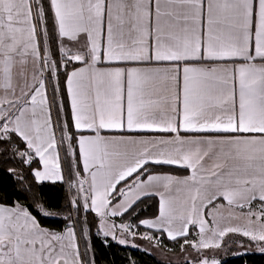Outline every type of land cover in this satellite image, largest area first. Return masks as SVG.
<instances>
[{"label": "snow or ice", "instance_id": "snow-or-ice-1", "mask_svg": "<svg viewBox=\"0 0 264 264\" xmlns=\"http://www.w3.org/2000/svg\"><path fill=\"white\" fill-rule=\"evenodd\" d=\"M90 212L105 244L166 235L196 264L228 233L264 243V0H0V264H95Z\"/></svg>", "mask_w": 264, "mask_h": 264}, {"label": "trees", "instance_id": "trees-1", "mask_svg": "<svg viewBox=\"0 0 264 264\" xmlns=\"http://www.w3.org/2000/svg\"><path fill=\"white\" fill-rule=\"evenodd\" d=\"M50 93L51 89L49 88V94ZM159 170L175 175L186 174V171L183 169L169 166H163ZM66 191V185H61L60 183L52 185L51 182H45L43 190H38L42 198L47 199L50 204H63ZM255 205L256 202H254L253 206ZM134 207L136 208V212L134 214L131 216L125 214L123 217H116L114 218L115 223L119 224L122 222H130L137 224L138 218H152L153 216L157 215L158 212V202L156 197L153 196L141 198L140 201H137V204L134 205ZM80 219H84L83 213L81 214ZM87 220L90 226V243L93 249V251L90 253V257L95 259V264H186V261L181 263H173L162 260L137 246L131 247L121 245L117 241L112 240L111 237L108 238V243L105 244L103 242L104 238L102 236H98L96 233V224L98 221L95 218L94 213H88ZM41 223L46 227L63 228V223L60 221L59 217L45 218L41 220ZM135 228L138 230V232L145 230L141 226ZM190 233L191 235L189 238L191 239L195 234V229L193 227L190 228ZM160 239V247L164 251L169 253H179L182 251L180 247V244L183 243L182 239L178 238V242L171 241L165 236H161ZM247 243L248 242L245 238L241 239L237 237H233V240H229V242H224V244H222L220 247L222 250L221 255L218 258L220 264H264V251H238V247L240 245L244 247ZM259 245L264 247V244L262 243H259ZM187 247L188 245H184V248ZM187 262L188 264H196L197 261Z\"/></svg>", "mask_w": 264, "mask_h": 264}, {"label": "rangeland", "instance_id": "rangeland-1", "mask_svg": "<svg viewBox=\"0 0 264 264\" xmlns=\"http://www.w3.org/2000/svg\"><path fill=\"white\" fill-rule=\"evenodd\" d=\"M26 71L28 72L29 76L31 74V64H29L27 66ZM255 207V206H253ZM247 212V209L245 210ZM245 217L241 215V217L239 219H233L232 217L230 218H224V221H222L224 224H244L245 223ZM120 224V223H119ZM133 231H136L137 233H143L145 232V230L143 231H139L134 227ZM196 233V232H195ZM119 235V233H118ZM131 237V236H129ZM195 237V235H194ZM233 237H237V238H245L247 240V244L246 246H239L238 247V251L239 252H244V251H252V250H257V251H261V247L258 242H253L251 241L248 237H244L242 234L240 233H228L225 235V237L222 239L221 241V245L224 244V242H229V240H233ZM131 242L132 246L135 247H139L145 251H147L148 253H151L155 256H157L158 258L168 261V262H173V263H181L184 261H197L199 259H201V255L199 252H197L196 250L192 249L189 245L187 248H184L181 252L179 253H169L164 251L163 249H161L160 246H156L154 242H149L148 240H144L141 239L139 235H137L136 237H131ZM235 239V238H234ZM264 244V243H262ZM135 245V246H134ZM130 246V245H129ZM222 250L219 249H209V250H204V255L207 256L209 259L215 258L218 260L219 256L221 255Z\"/></svg>", "mask_w": 264, "mask_h": 264}, {"label": "crops", "instance_id": "crops-1", "mask_svg": "<svg viewBox=\"0 0 264 264\" xmlns=\"http://www.w3.org/2000/svg\"><path fill=\"white\" fill-rule=\"evenodd\" d=\"M16 71L17 72H19L20 71V68L18 67L17 69H16ZM148 135H153V133H147ZM157 135H160L159 133H156ZM182 134H184V133H182ZM193 135H195V134H193ZM210 163V162H209ZM167 166V165H166ZM169 167H174V168H178V169H183V168H181L180 166H169ZM183 170H185V169H183ZM186 171V174L185 175H188V174H190V170H185ZM173 175H175V174H173ZM179 176H184V175H179ZM151 196H153V197H156V199H157V202H158V211H159V196L158 195H151ZM143 197H146V196H143ZM143 197H141V198H143ZM216 204H220V205H223V207L220 209V211L224 214L223 215V220L222 221H224V218H230L231 216H229L228 215V212L230 211V209L228 208V206H227V203H226V201H224L222 198H218L216 201H214L213 202V206H215ZM246 209H239V208H233V209H231V211H233L234 212V214H236V215H240V213H242V212H245L246 213V211H245ZM207 211V210H206ZM157 215H158V212H157ZM240 217H241V215H240ZM116 218V217H115ZM114 219V218H113ZM206 219H208L209 220V223H211V217H206ZM223 223V222H222ZM117 225H119V224H117ZM141 227L143 228V229H145V230H147L144 226H142L141 225ZM190 228H191V226H190ZM195 229V232H198V228H194ZM195 235V234H194ZM165 237L167 238V236L165 235ZM128 239H131L132 240V238L131 237H128ZM168 239V238H167ZM131 240H129L130 242H131ZM131 246V247H133L132 246V243H129V244H126V246Z\"/></svg>", "mask_w": 264, "mask_h": 264}]
</instances>
